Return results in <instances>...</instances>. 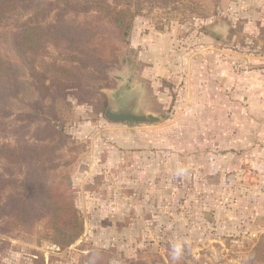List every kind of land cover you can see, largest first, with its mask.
<instances>
[{"label":"rangeland","instance_id":"obj_1","mask_svg":"<svg viewBox=\"0 0 264 264\" xmlns=\"http://www.w3.org/2000/svg\"><path fill=\"white\" fill-rule=\"evenodd\" d=\"M30 14L18 10L0 25L2 49L20 85L0 141L32 143L44 123L36 116L56 117L69 136L57 160L70 176L85 232L59 251L36 227L0 229V264H38L41 255V264H264V167L258 159L232 163L229 145L216 141L228 102L212 84L216 71L228 72L236 52L264 56V0L150 3L129 39L105 28L110 40L102 77L64 95L53 82L57 96L50 91L45 97L14 42ZM72 18L58 27L60 35H82L93 14ZM47 19L54 20L53 12ZM72 50L54 38L45 56L69 64ZM134 96L138 109L167 118L157 124L106 119L111 102L117 109ZM17 112L32 117L19 121ZM236 118L245 119L243 113ZM21 123L27 125L18 133L14 127Z\"/></svg>","mask_w":264,"mask_h":264},{"label":"trees","instance_id":"obj_2","mask_svg":"<svg viewBox=\"0 0 264 264\" xmlns=\"http://www.w3.org/2000/svg\"><path fill=\"white\" fill-rule=\"evenodd\" d=\"M177 1L181 0H46L42 5L39 0H0V25L10 13L32 12L19 25L14 40L16 51L29 68L34 88L41 96L55 91L53 82L57 83L60 95H64L66 88L81 87L104 75V64L108 62L105 47L110 40L106 27L127 40L135 18L148 4L176 6ZM52 12L54 20L49 21L47 16ZM82 12L93 14L91 20L81 25L82 35L73 31L58 33L59 26ZM54 38L72 47L69 64L46 59L48 43ZM19 92L15 69L0 42V128L3 130L6 129L3 119L12 114ZM54 95L57 96L55 92ZM49 115L36 116L44 118V123L33 132L32 143L0 141V229L27 233L37 228L41 238L64 251L83 236L85 220L76 205L70 176L57 160L69 136L58 127L56 117ZM29 117L32 115L16 113L19 121ZM26 125L21 123L14 130L19 133ZM100 251L110 256L108 249ZM37 263H45L42 255Z\"/></svg>","mask_w":264,"mask_h":264},{"label":"crops","instance_id":"obj_3","mask_svg":"<svg viewBox=\"0 0 264 264\" xmlns=\"http://www.w3.org/2000/svg\"><path fill=\"white\" fill-rule=\"evenodd\" d=\"M249 22L251 23V20ZM217 32L210 30L209 33L220 41H226L224 35ZM259 58L252 53L236 52L231 57L228 72L216 71L212 84L214 90L221 93L224 101L228 102V116L225 117L228 119L219 123L222 132H218L219 137H216L218 139L216 141L229 145L227 158L232 160V163L233 160L242 159L253 163L252 161L258 159L262 161L264 167V117H261L264 115L256 116L253 113L254 109L264 113V56ZM255 61L261 63H253ZM240 67L244 70H240ZM254 76L259 83L255 82ZM237 113H243L245 119L238 121ZM235 149L238 150V154ZM262 170L264 176V168ZM262 185L264 186V183Z\"/></svg>","mask_w":264,"mask_h":264},{"label":"water","instance_id":"obj_4","mask_svg":"<svg viewBox=\"0 0 264 264\" xmlns=\"http://www.w3.org/2000/svg\"><path fill=\"white\" fill-rule=\"evenodd\" d=\"M167 113L155 115L138 109V98L132 97L123 101L117 109H114L112 102L105 111V117L111 122H136L157 124L166 119Z\"/></svg>","mask_w":264,"mask_h":264}]
</instances>
